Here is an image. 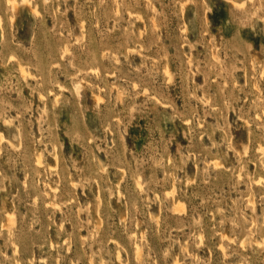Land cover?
I'll use <instances>...</instances> for the list:
<instances>
[{"label":"rangeland","instance_id":"1","mask_svg":"<svg viewBox=\"0 0 264 264\" xmlns=\"http://www.w3.org/2000/svg\"><path fill=\"white\" fill-rule=\"evenodd\" d=\"M26 1L0 0V264H264V0Z\"/></svg>","mask_w":264,"mask_h":264},{"label":"bare ground","instance_id":"2","mask_svg":"<svg viewBox=\"0 0 264 264\" xmlns=\"http://www.w3.org/2000/svg\"><path fill=\"white\" fill-rule=\"evenodd\" d=\"M22 1H26V0H22ZM27 3H28V1H26ZM29 2H30V0H29ZM5 3V2H4ZM8 3V2H7ZM9 3H11V2H9ZM6 4V3H5ZM234 4V3H233ZM12 5V4H11ZM33 5V4H32ZM34 6V5H33ZM34 8H35V6H34ZM11 9H13V8H11ZM36 9V8H35ZM34 11V10H33ZM11 12V11H10ZM35 12H36V10H35ZM12 13V12H11ZM138 15V14H137ZM12 17V16H11ZM137 18V17H136ZM12 19V18H11ZM188 58V57H187ZM8 61V60H7ZM187 61V60H186ZM188 64V63H187ZM26 70V69H25ZM21 73H23V71L21 72ZM154 100V99H153ZM1 138V137H0ZM15 138V137H14ZM2 139V138H1ZM37 163V162H36ZM51 246V245H50Z\"/></svg>","mask_w":264,"mask_h":264}]
</instances>
